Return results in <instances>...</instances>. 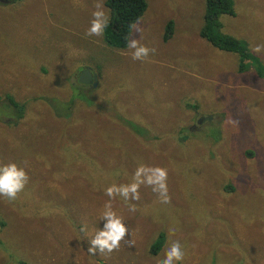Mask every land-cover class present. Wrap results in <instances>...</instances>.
I'll list each match as a JSON object with an SVG mask.
<instances>
[{"label":"rangeland","instance_id":"1","mask_svg":"<svg viewBox=\"0 0 264 264\" xmlns=\"http://www.w3.org/2000/svg\"><path fill=\"white\" fill-rule=\"evenodd\" d=\"M96 2L0 1V165L29 177L15 201L0 197V264H156L173 240L179 264H264V53L250 50L264 45V0H234L220 16L261 73L200 36L205 0H146L131 36L155 48L147 61L84 35ZM86 68L95 87L78 81ZM140 164L168 170L170 203L145 185L135 212L117 196L135 244L90 256L104 189Z\"/></svg>","mask_w":264,"mask_h":264},{"label":"clouds","instance_id":"2","mask_svg":"<svg viewBox=\"0 0 264 264\" xmlns=\"http://www.w3.org/2000/svg\"><path fill=\"white\" fill-rule=\"evenodd\" d=\"M94 11L91 13V19L88 28L85 30L86 37H102L105 29L110 22L109 11L104 8L102 0H97L94 4ZM130 32L142 33L144 31L139 19L129 25ZM127 48L131 50V59L136 61H147L150 53H155V48H149L141 44L139 40L132 38L131 35L125 37ZM253 53H264V45H250ZM227 123L235 124V121L229 119ZM168 170L163 167H151L140 164L135 169L132 181L127 184H112L104 189L105 195L109 198L103 205V211L100 213L99 219L102 221L100 227L90 239H88L87 253L95 256L98 253L110 255L114 251H118L121 242L129 247L134 246L135 241L126 239L130 236L128 227L124 222V218L113 210L112 201L117 197H121L127 204L129 212L136 211V205L129 203L130 201H138L140 199L139 189L141 185L151 187L152 191L158 194L161 203H170L168 196ZM29 177L23 167H19L16 163L10 162L0 165V197L5 198L7 202H13L18 195L24 191ZM81 232L86 231V226H82ZM176 229H169L170 234H174ZM185 258V252L178 240L169 243L163 252V258L157 259L156 264H179Z\"/></svg>","mask_w":264,"mask_h":264},{"label":"trees","instance_id":"3","mask_svg":"<svg viewBox=\"0 0 264 264\" xmlns=\"http://www.w3.org/2000/svg\"><path fill=\"white\" fill-rule=\"evenodd\" d=\"M104 6H106L110 16L109 25L104 32V41L108 46L124 49L127 46L125 37L131 35L132 33L130 32L129 25L132 22H135L138 19L140 20L142 18L147 8L146 0H106L104 2ZM234 10H235L234 0H205V6L203 12V25L200 30V36L207 39L210 42V44L215 48L237 54L240 59V62H243L247 59L252 60L254 62V66L257 72L261 73L262 71H260V66H263V64L260 62V60L257 57L247 52L248 48L246 44L243 41L238 40L229 34H223L220 31L221 30L220 16L222 14L233 15ZM173 24H174L173 20H169L167 22L163 34L164 41H167L172 36ZM243 67L244 65L240 64V69H243ZM15 106L19 110H21L22 108L24 109V104L20 105L16 103ZM126 121L131 123V120L130 121L126 120ZM207 128L208 127H204L202 130L206 131ZM132 129L138 132L137 135L141 137L143 136V131H141L140 129L138 128L136 129L132 128ZM202 130H200L199 132H201ZM199 132L194 133V137L201 138ZM217 137L218 135L214 137V139H216ZM205 139L207 141L210 138H205ZM128 140L132 141L131 139ZM133 140L138 144L139 147L141 146V140L140 143L137 142L138 136H135ZM74 142L75 144H77L76 140ZM103 142L106 144L105 141ZM89 157L95 161L94 157L91 156ZM85 170H86V166H85ZM87 172H90V170H87ZM81 176H83V174ZM93 192L95 193L94 189ZM163 237L164 234L160 233L156 242H154L150 247L151 253L156 254L158 251L161 250L164 244ZM20 264H26V263L20 262Z\"/></svg>","mask_w":264,"mask_h":264},{"label":"water","instance_id":"4","mask_svg":"<svg viewBox=\"0 0 264 264\" xmlns=\"http://www.w3.org/2000/svg\"><path fill=\"white\" fill-rule=\"evenodd\" d=\"M95 76L90 74V71L88 69H85L82 71L80 76H78V81L85 84H91L93 87L97 85V81H93V78Z\"/></svg>","mask_w":264,"mask_h":264},{"label":"flooded vegetation","instance_id":"5","mask_svg":"<svg viewBox=\"0 0 264 264\" xmlns=\"http://www.w3.org/2000/svg\"><path fill=\"white\" fill-rule=\"evenodd\" d=\"M2 3H7V2H10L12 0H0ZM87 69V68H86ZM85 70V69H84ZM82 73V71L79 73V76L80 74ZM95 77L93 78V81H94Z\"/></svg>","mask_w":264,"mask_h":264}]
</instances>
